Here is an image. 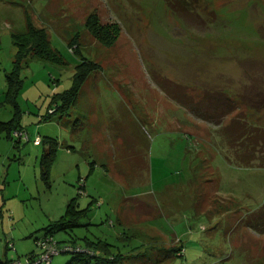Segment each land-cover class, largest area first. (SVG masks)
<instances>
[{
    "label": "rangeland",
    "instance_id": "374dc122",
    "mask_svg": "<svg viewBox=\"0 0 264 264\" xmlns=\"http://www.w3.org/2000/svg\"><path fill=\"white\" fill-rule=\"evenodd\" d=\"M178 1L175 13L164 0H0V122L17 114L24 132L20 140L0 133V259L34 251L73 199L84 215L78 227L51 234L60 246L104 235L120 255L114 264H264V232L243 223H264V168L227 164L213 126L160 88L180 84L195 101L223 92L237 106L223 125L238 112L264 123V0ZM93 12L119 30L109 47L85 28ZM29 22L59 58L26 57L13 106L5 76L13 37L23 50L32 45L23 37ZM82 58L101 70L72 108L56 113ZM46 140L57 145L44 175ZM133 150L144 171L132 166ZM77 257L95 264L73 253L50 264Z\"/></svg>",
    "mask_w": 264,
    "mask_h": 264
},
{
    "label": "trees",
    "instance_id": "16d2710c",
    "mask_svg": "<svg viewBox=\"0 0 264 264\" xmlns=\"http://www.w3.org/2000/svg\"><path fill=\"white\" fill-rule=\"evenodd\" d=\"M164 1L173 12L176 13L179 9L181 10L178 0ZM85 28L92 37H94L101 45L105 47L111 46L116 41L119 34L117 27L100 24L98 16L94 12L88 15L85 22ZM23 35L24 42L32 43V45H30L29 48L23 50L20 47L17 36L15 35L13 37V43L16 48L13 59V67L12 71L7 73L5 76V98L6 101H8L13 106H15V97L19 88V82L17 79L18 74L23 61L29 54H33L48 61L58 62L57 60H54L58 56L51 49L48 36L43 29H35V27L29 22L27 32ZM34 36H36L35 40L33 39ZM97 70H101L100 65L88 61L85 58L81 59V63L75 69L72 87L62 96V106L58 107L59 110H56V113L61 112V107L63 108V112L64 108H72V106L76 104L80 87L89 77V75ZM160 88L163 90L168 99L183 107L193 117L213 126L215 136L219 138V143L217 146L219 147L223 159L227 164L234 167L264 168V126L251 124L249 121H247L246 114L242 112H238L228 121L227 124L223 125L225 118L231 115V113L237 109L236 103L230 96L219 91H206L202 93L200 99L195 101L191 94H189L187 91V88L180 84L170 83L167 80H163L161 82ZM16 115L17 114H15L14 118L10 122H0V133L5 131L9 137L12 135L11 138L18 137V139H22L24 132L20 126L19 118ZM47 118L49 117L47 116ZM14 132H20L21 135L17 136L13 134ZM125 136H127V134ZM44 144L45 147L41 156V165L43 169L42 172L44 175H46L48 174V170L54 161L57 143L54 140H46L44 141ZM141 156V154H137L134 150L133 152H130V157H134L133 159L135 162V164L132 163V166L144 171L148 166L144 158H142L143 156ZM80 191H82V193H80ZM78 194L84 195L83 187H79ZM139 205L145 206V203L143 204L141 201H135V207H138ZM83 213V210L77 209L75 200H70L65 207L64 214L61 215L58 220L50 222L46 227L45 233L43 234L51 235L52 233L54 234L59 231L65 232L72 229L73 227H78V219L80 216L84 215ZM243 223H246L254 231H258L259 233L264 232V223H262V226H257L256 224L253 225L246 220H244ZM56 243L59 247H62L59 245V242L56 241ZM8 245L9 244L7 242L6 247H8ZM83 245L84 246L82 247L93 253V256L81 253L73 254L80 257L85 256L88 258H94L95 264L103 263L104 261H102V259L107 260L109 254L113 255V260L109 261L111 262L110 264H114L119 260L120 255L115 257L111 252L108 253L110 250L107 251L104 248L106 244L103 245L99 240L88 243L85 240ZM71 247L79 246L72 245ZM97 248L107 251L105 252L104 258H102L103 255H101V257L99 255L100 253L96 251ZM34 252L35 250L27 254L25 257L33 255ZM77 261L81 262L82 264H88L86 261H83L82 258L78 257L71 260L68 264H75Z\"/></svg>",
    "mask_w": 264,
    "mask_h": 264
},
{
    "label": "built area",
    "instance_id": "2783aa9c",
    "mask_svg": "<svg viewBox=\"0 0 264 264\" xmlns=\"http://www.w3.org/2000/svg\"><path fill=\"white\" fill-rule=\"evenodd\" d=\"M14 133L15 135H17L18 133L17 136L21 135L20 132ZM34 142L35 144H38L40 142V138L36 137ZM80 193H82V191H80ZM34 242L36 249L33 255L25 257L23 259L18 258L13 260H5L0 264H50L53 256L64 252L93 255V253L81 246L71 247L69 245H66L59 247L54 238H52L49 234H43L41 237L35 239Z\"/></svg>",
    "mask_w": 264,
    "mask_h": 264
},
{
    "label": "crops",
    "instance_id": "0c3cea01",
    "mask_svg": "<svg viewBox=\"0 0 264 264\" xmlns=\"http://www.w3.org/2000/svg\"><path fill=\"white\" fill-rule=\"evenodd\" d=\"M228 118V116L226 117V119ZM246 118H247V121H249L251 124H254V125H258V126H264V123H262L260 120H259V123L258 122H255V121H253V120H250L249 119V116L248 115H246ZM225 119V120H226ZM104 236V235H103ZM103 236H101V238H99V237H96V235L93 237V240H89V238H85V240H86V242L88 243V242H92V241H97V240H99V241H101L102 242V244L103 245H105L106 244V246H104V248H105V250H110V249H108V248H110L112 245L111 244H109V243H107V241H105V239H103L104 237ZM108 237H111V236H108ZM111 238H113V237H111ZM113 239H115V237L113 238ZM136 248H138V247H136ZM126 249H128V248H126ZM123 250H125V249H123ZM107 251H104V252H107ZM110 251H108V253H109ZM123 252V251H122ZM126 252H128V250H126ZM123 254H125V253H123ZM4 255H5V258H3V259H0V262H2V261H4L5 259H6V253H4ZM100 256H101V254H99ZM177 255V254H176ZM102 257V256H101ZM105 256H103L102 258H104ZM103 261V260H102ZM101 261V262H102ZM100 264H106L105 262H103V263H100ZM108 264V263H107ZM118 264H120V263H118Z\"/></svg>",
    "mask_w": 264,
    "mask_h": 264
}]
</instances>
